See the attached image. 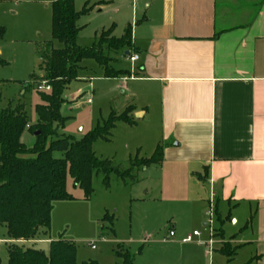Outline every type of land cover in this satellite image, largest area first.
Segmentation results:
<instances>
[{
    "label": "crops",
    "instance_id": "crops-1",
    "mask_svg": "<svg viewBox=\"0 0 264 264\" xmlns=\"http://www.w3.org/2000/svg\"><path fill=\"white\" fill-rule=\"evenodd\" d=\"M38 1L0 0V27L7 30L1 58L7 38L16 44L34 41L35 51L40 45V29L35 41L17 28L23 4L39 14L46 11L51 26L53 2ZM79 2L93 6L79 22L105 18L108 23L95 32V39L112 26L132 27L139 60L126 55L131 75L113 79L123 98L117 114L134 107L136 124L126 123L135 129L128 161L150 159L162 148L161 164L142 171H159L158 215L174 224V239L178 228L186 235L182 240L191 235L182 228L180 215L170 213L176 207L184 210L188 223L204 228L195 244L209 257L223 255L227 244L236 249L231 261L226 257L229 263L249 249V263L264 264V0H74L77 12ZM89 61L83 62V70ZM87 80L93 79H79ZM145 191L137 200L156 203L154 188ZM74 197L67 202H85L84 196ZM211 209L215 244L210 253L198 242L210 240ZM49 232L41 236L47 238ZM203 234L207 240L199 241ZM174 239L168 235L164 242Z\"/></svg>",
    "mask_w": 264,
    "mask_h": 264
},
{
    "label": "rangeland",
    "instance_id": "rangeland-1",
    "mask_svg": "<svg viewBox=\"0 0 264 264\" xmlns=\"http://www.w3.org/2000/svg\"><path fill=\"white\" fill-rule=\"evenodd\" d=\"M39 1L51 3L59 0ZM21 7L19 11L20 23L17 28L25 33L28 40L30 38L35 41L38 40L35 39L38 38L36 30L40 29L42 37L37 41L40 45L46 41H52V21L50 26V19L48 20L46 11L39 14L29 8L27 4H23ZM83 7L84 5L82 6L79 2L77 10L82 11ZM24 9L25 11H23ZM35 22L39 23L35 25ZM107 24L105 18H83L78 23L80 28L82 27L78 45L83 48L91 47L94 44L95 32L103 26H108ZM124 34L125 27L120 24L114 32V37L121 38ZM9 35L10 38L13 36L10 32ZM34 43V41H27L16 44L12 39L8 40L7 38L4 43L5 54L2 58L6 65L0 67L1 108L5 109L9 105L12 108H16L19 104L24 105L31 125L38 122L36 107L42 104L41 93L46 92L39 90V87L44 83L41 84L38 80L30 79L34 73H38L39 79L45 75L43 72H37L39 61L36 60ZM53 43L57 48H62L58 42L54 41ZM111 56L116 60L113 63L116 69L131 72L132 63L127 59L128 57H124L121 52L113 53ZM87 64V69L81 70L80 77H88L93 80H87V83H84L79 81V77L63 93L65 102L62 106V115L67 121L64 128L59 130L60 138L69 137L81 141L93 129L103 126L113 112H122V91L118 90L120 83L113 79H104L96 62L90 60ZM78 90H82V94H78ZM90 98L91 103H88ZM134 133L135 129L127 126L125 122H119L116 129L112 131L109 142L99 140L95 143L96 156L99 159L115 160L126 168L130 154L127 148L132 145ZM26 134L23 143L32 147L36 142L35 135L28 132ZM55 157L62 158L63 155L56 153ZM158 173L156 167L151 169L150 174L141 171L138 174V183L128 184H125L118 176L112 175L108 188L103 183L102 175L94 176L93 197L90 200H85L82 204L65 201L63 204L54 205L55 224L48 237L41 236L43 233L38 234L25 246L48 254L51 242L60 239L71 242L76 245L78 250V264L88 261H96L98 264H122L121 259L117 257L119 250L121 252L129 251L135 257V264L249 263L251 258L249 249L239 252L234 261L229 263L228 259L220 253L209 257L207 251L198 248L195 243L182 244L181 240L186 235L182 236V231L179 228L174 241L164 242V238L169 235L174 224L158 215L160 211L157 210L160 205L158 201L160 174ZM146 187L154 188V196L158 198L156 203L137 200L143 193L145 194ZM67 190L73 197L84 196L85 198L84 192L73 186L70 177L67 179ZM183 211L182 208L175 207L170 210V213L180 215L181 220L183 219L182 228L190 234H193L195 230L204 233L202 226L190 224L182 218ZM106 214L110 218H114L113 224L109 220H103ZM0 240H4L0 241V262L8 264V251L12 244L6 240V228L4 227L0 228ZM201 240H207L205 234L199 241ZM92 246L95 249H92Z\"/></svg>",
    "mask_w": 264,
    "mask_h": 264
},
{
    "label": "trees",
    "instance_id": "trees-1",
    "mask_svg": "<svg viewBox=\"0 0 264 264\" xmlns=\"http://www.w3.org/2000/svg\"><path fill=\"white\" fill-rule=\"evenodd\" d=\"M51 9L53 40L62 48H55L52 42L36 47L37 72L45 75L39 79L38 73H34L30 79L51 88L50 92L41 93L42 104L36 107L37 124H30L24 105L19 104L16 108L9 105L3 109L0 99V228H6V240L12 244L8 264H78V250L71 242L62 239L51 242L48 254L25 246L38 234L50 231L54 203L75 200L67 190L68 177L75 188L84 192L85 200H90L94 195V176L102 175L107 188L112 175L125 184L137 183L142 170L163 161L161 147L150 159L131 158L126 168L115 160L96 156L95 143L99 140L109 142L117 123L136 124L132 106L122 114L113 112L103 126L93 129L81 141L58 136L67 121L62 115L63 93L79 79L83 62L92 60L104 71L106 79H119L130 76L131 72L116 69L113 65L116 60L111 54L121 52L124 57L126 52H130L129 56L137 54L133 48L131 26L121 38L113 36L115 28L112 26L101 31L91 47L78 45L82 31L78 22L93 10L89 2L80 12L76 11L74 0L55 1ZM5 36L6 30L0 27V42ZM5 65L0 56V67ZM27 132L35 135L36 142L32 147L22 141ZM56 153L63 157L56 158ZM103 220L113 224L114 218L106 214ZM221 252L231 261L236 249L231 250L225 244ZM117 257L122 264H135V257L129 251L119 250Z\"/></svg>",
    "mask_w": 264,
    "mask_h": 264
},
{
    "label": "built area",
    "instance_id": "built-area-1",
    "mask_svg": "<svg viewBox=\"0 0 264 264\" xmlns=\"http://www.w3.org/2000/svg\"><path fill=\"white\" fill-rule=\"evenodd\" d=\"M138 60H139V57L137 55L131 56V61L132 62H137ZM39 90L40 91L50 92L51 88L44 83L41 87H39ZM88 103H91V99L88 100ZM213 214H214L213 209H211L209 214H208L209 217H210V223H209L210 224V226H209L210 227V240H209V242H198L199 246L208 248L210 253L212 252L213 245L215 244L214 238H213L214 237V232H213V227H212L213 226L212 225L213 224V222H212ZM169 236H170V239H174L175 232L171 231ZM200 236H201V233L198 232V231H195L193 234L188 235L185 239H183L182 242L184 244H192V243H195V239L199 238ZM92 249H95V247L92 246Z\"/></svg>",
    "mask_w": 264,
    "mask_h": 264
},
{
    "label": "water",
    "instance_id": "water-1",
    "mask_svg": "<svg viewBox=\"0 0 264 264\" xmlns=\"http://www.w3.org/2000/svg\"><path fill=\"white\" fill-rule=\"evenodd\" d=\"M130 54V52H126V55H129ZM138 117V116H137Z\"/></svg>",
    "mask_w": 264,
    "mask_h": 264
}]
</instances>
